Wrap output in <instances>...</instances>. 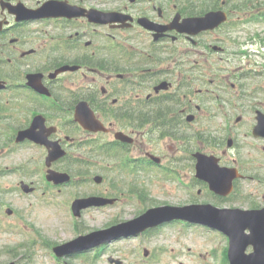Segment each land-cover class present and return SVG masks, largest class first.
Masks as SVG:
<instances>
[{"label":"flooded vegetation","instance_id":"flooded-vegetation-1","mask_svg":"<svg viewBox=\"0 0 264 264\" xmlns=\"http://www.w3.org/2000/svg\"><path fill=\"white\" fill-rule=\"evenodd\" d=\"M12 1L17 4L23 3L29 8H37L46 0H4L8 4ZM59 1H65L62 6L67 10L71 9L70 6L77 5L87 9L94 8L87 3L88 0ZM126 2L128 3L117 12L130 15V20L133 22L131 29H139L142 33L148 32L151 35L150 31L139 24L140 17L167 24L177 13L183 16L204 13L197 11L199 8L203 9V5L193 7L187 2L183 7L180 6V0H168L169 3L173 2L170 7L162 0H126L120 6ZM8 4H5V7L9 6ZM223 5L226 7L227 4ZM1 8L3 7L0 0V15L3 20L8 21L0 34V38L3 39L0 41V61L4 55L7 61L12 62L13 56L15 63L21 66V71L17 79H13L12 72L7 69L0 68V75H4L12 83L20 81L24 85L27 83L28 73H40L44 82L59 89L64 83L58 77L51 79L50 74L71 61H64L61 57L46 58L44 52L46 45L44 42L40 43L39 36H47L50 33L38 32L36 29H39V26L36 23L26 22L29 20L17 24L13 20V15ZM52 20L57 24V29L50 38L56 43L54 46L56 49L77 44L66 39L79 36L81 32L77 31L76 27H65V25H71L75 20H81L90 26L92 24L87 15L80 18L54 17ZM227 23H223L216 30L201 32L195 37L196 43L187 35L175 30L166 32L162 37L163 43L171 41L176 47L163 45L160 50L171 54V49H174L175 55L171 60L168 59L167 65L159 68H155V59L150 53L143 55L146 60L144 67V61L138 63L136 56L132 54L124 55L123 51L114 54L109 48L99 45L97 40H87L85 45L89 51H82L77 61L81 67L80 78L84 81L81 90L84 93L77 94L65 90L63 96L58 99L59 106L55 113L46 115L48 124H53L63 114L75 113L76 105L80 101L78 98L85 99L104 122L106 126L104 133L110 140L113 138L116 140V134L123 131L124 125L133 134V146L134 151L138 153L137 158L143 154L152 160L151 154L158 155L161 157V162L178 166L179 168L175 167L174 170L185 176L188 175L183 170L189 160H193L187 151L190 115L194 116L191 123H197L198 132L202 133L198 135L199 142L203 145L215 146L213 147L215 151L222 147L226 139H231L232 147L239 149L241 133L249 139V143L258 145L264 150V137L254 135L259 119L264 118V72L261 69H252L247 64L248 61H233L227 58V61L222 62L221 57L216 56L230 52L228 46L232 41L222 35ZM91 34V31L83 30L82 36L87 37ZM13 35L16 39L14 42L10 38ZM212 41L222 46L223 50L216 51L217 48L214 49L215 43ZM136 50L144 54V49L136 48ZM133 58L136 60L133 62L134 65L127 66L129 71H125V61ZM173 66L176 68L175 71ZM164 71L166 72L163 73ZM166 81L170 83L168 88L162 86L167 84ZM160 86L162 88H159ZM168 90H174L175 95L169 94ZM33 97L34 94H31L25 100L30 121L36 115V111L42 109L34 102ZM213 117L219 119L216 121L217 131L203 134ZM224 135L226 136L223 137ZM166 148L169 150L168 154ZM223 153L226 154L227 150H223ZM238 167L241 171L240 163ZM244 175V180L256 181L249 173ZM239 188L236 181L234 190L236 194ZM198 192L201 193L202 189ZM153 252V249L149 250L150 255L155 254Z\"/></svg>","mask_w":264,"mask_h":264},{"label":"rangeland","instance_id":"rangeland-1","mask_svg":"<svg viewBox=\"0 0 264 264\" xmlns=\"http://www.w3.org/2000/svg\"><path fill=\"white\" fill-rule=\"evenodd\" d=\"M114 1L109 4L94 3L91 5L108 10L122 8L128 3L120 6L122 2ZM255 5L263 7L264 0H250L249 5L244 8L238 6L236 2L233 6L234 19L238 16L248 17L256 13ZM137 30L134 29V33H139ZM226 31L228 33L226 37L232 41L231 44L236 42L242 49L240 55H229L231 60L248 61L249 66L264 67L263 22H247L244 25L232 22V26H227ZM139 45L142 44L139 43ZM235 46L238 47L237 44ZM44 52L46 56L48 51ZM66 53L67 51L61 52V57ZM75 53L77 54L76 51ZM67 57L73 58V53L68 52ZM61 78L62 83L67 84L69 88L81 89L78 75L68 73L62 75ZM66 118H71V116ZM14 130L13 127L7 131L0 127V264H61L53 256L52 247L54 245L71 240L80 232L102 228L117 218H131L137 213L130 208L126 210L127 212H119L120 207H106L86 210L81 217L73 216L69 205L75 197L107 191L110 182L106 181L99 185L94 182H83L81 186H69L58 192L43 180L46 170L45 150L40 147L16 144L13 136ZM66 132L76 139H80L82 134V131L75 126L70 127ZM98 136L100 140L108 139L104 134H98ZM240 136V148L227 149L226 160L233 165L236 164V162L233 163L236 159V165L240 163L242 170L255 177L256 181L243 182L242 201L234 205L262 206L264 204V153L257 151L244 134L241 133ZM198 141L199 139L192 135L189 137L188 154L202 147ZM205 149L208 148L199 150L205 151ZM217 154L222 155L221 151ZM101 155L103 156L100 162L110 168L114 167V162L121 161L123 158V155L116 159H110L108 154L102 153ZM191 165L190 160L189 175L194 173ZM121 173L122 171H115L111 177L119 179ZM126 173L128 172H124L123 177L130 180L132 176ZM146 173L148 172L140 173L141 189H149L147 191L150 199L155 203L180 205L192 201L214 202L205 195L203 197L194 196L196 193L191 192L187 194L185 189L178 186L179 184L173 179H168L155 172H150L151 175ZM21 180L33 182L37 191L32 194L23 193L20 189ZM7 207L13 209L12 214L5 212ZM193 229H188L184 235L176 233L175 230L166 229L156 237L144 241L142 238H136L130 242L125 240L116 246H107L98 257L88 252L83 257L70 260L73 264H110L108 255H113L109 253L116 248L114 254L124 259V264H227L228 260L224 259V252L226 247L228 248V239L217 232L210 233V231L201 229L203 234H197L196 232H201H194ZM138 244L139 248L153 249L157 256L150 262L139 259L138 254L133 250V247Z\"/></svg>","mask_w":264,"mask_h":264},{"label":"water","instance_id":"water-1","mask_svg":"<svg viewBox=\"0 0 264 264\" xmlns=\"http://www.w3.org/2000/svg\"><path fill=\"white\" fill-rule=\"evenodd\" d=\"M37 11V10H36ZM38 12H42L39 10ZM37 14V12L35 13ZM223 12H210L203 18L188 19L183 30L189 32H197L202 29L214 28L225 20ZM68 67H63L61 70ZM75 68V67H73ZM3 87L0 81V88ZM86 103H81L79 109L83 108L82 113H78V120L90 130H100L102 125L94 119L93 114H88ZM257 134L264 135V119L260 120L256 127ZM27 132H20L18 140H22L28 136ZM37 139L35 136H30ZM43 142L42 139H37ZM53 151L55 157L61 154ZM198 158L197 170L198 176L209 181L211 188L220 194H228L232 189V181L238 176V172L233 168L220 167L219 159L216 157H207L203 154H196ZM60 174L52 173L50 178L56 179ZM67 178L66 176H64ZM98 181L101 179L98 178ZM29 190L27 186H24ZM31 190V189H30ZM107 200L102 197L92 196L86 199H78L73 203L75 214H80V210L90 205H101ZM174 218L187 219L193 222L207 224L217 228L230 236L229 258L231 264H264V208L262 209H242V208H217L211 204H196L185 207H158L149 210L144 215L137 218L132 223H124L121 232L118 234L138 233L149 226H154L171 220ZM134 223V224H133ZM131 225L132 228L127 226ZM108 230L94 231L87 236L80 237L66 244L67 246L58 249L60 254L72 253L74 251L83 250L112 238V236L104 237L108 234ZM117 234V235H118ZM85 241L81 244L80 242ZM249 246L253 247L251 253H247Z\"/></svg>","mask_w":264,"mask_h":264}]
</instances>
